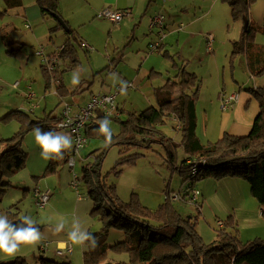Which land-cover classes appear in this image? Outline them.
<instances>
[{
	"label": "rangeland",
	"instance_id": "1",
	"mask_svg": "<svg viewBox=\"0 0 264 264\" xmlns=\"http://www.w3.org/2000/svg\"><path fill=\"white\" fill-rule=\"evenodd\" d=\"M21 1L23 7L9 9L0 14V37L2 34L8 33L11 39L25 43V46H21L15 55H8L6 52L10 46H6L0 38V133L8 135L10 133L9 137L16 133L18 125L11 119L2 121L7 107L4 105H21L26 110L30 106L20 95L27 82L23 81L18 88L13 86L14 83H20L22 80L29 82L28 85L31 86L36 97L32 105H40L36 111L31 113L33 117H42L50 112L55 116H60L64 109V102L54 95L56 87L53 79L50 77L48 80V77L45 76L46 66L43 60L35 55L37 50H43L44 53L47 45H49L47 55L51 53L53 47L60 45L64 28L51 33L50 28L55 26L56 21L53 18L41 16V24L34 27L30 23L31 29H29L26 27L29 25L23 20L24 7L35 5L36 0ZM4 7L3 0H0L1 12ZM66 7L69 13H72L71 21L76 23L71 27L62 17L67 23L65 26L73 30L80 40H85L92 46V50L88 52L77 47L79 66L64 74L66 84L70 85L73 76L78 81L83 77L86 80L85 83L92 79V84L88 86L87 91L100 93L108 87L113 89L118 86L121 80L122 82H132L135 88L122 90L115 99L117 106L125 111L122 118L126 113H139L147 107L155 106L154 88L164 84L167 79L173 78L176 72L173 64L178 65L179 61L183 64L182 68L185 71L193 72L198 78L195 132L203 145L214 143L220 138L222 122L225 117V112L220 110L221 94H239L238 104L241 103L244 110L248 108L245 105L246 100L252 96L249 94H251L250 87L254 83L250 76H253L248 69L245 55L232 56V41L238 39L243 21L233 19L229 6L220 0H154L148 8V13L151 10L155 11L154 15H163L166 20H164L165 25L172 26L174 23L177 28L183 24V27L186 28L193 20L196 21L191 27L196 35L190 36L188 40L182 38L185 43L184 48L180 41L176 43L173 40L176 33H181L176 29L168 28L169 34L171 33L168 38L169 45L168 47L164 46V50L161 49L160 53H149L147 45L151 40L156 41L154 38L157 33L156 29H153V34H150L145 26L140 31V35H136L137 40H132V36L127 34L130 30L113 31L115 25L107 20L101 18L99 21L97 18L83 16V5L80 3L68 0ZM250 12L254 13L255 18H262L264 16V0H255L250 7ZM99 13L96 12V15ZM165 34H168L166 29ZM207 35H211L210 50L207 49ZM108 40L109 42H106ZM251 41L253 44L252 57L259 63L260 68L264 64V31L256 30ZM105 47H108V50H105ZM136 49L139 52L136 53ZM104 55L110 58L102 57ZM187 57L190 59L189 62H183L182 60ZM197 57H200L201 60H197ZM103 60H106L103 66L96 68L101 65ZM113 60L121 62L115 73L110 72L115 69L111 65ZM152 71L160 73L161 76L150 79L149 73ZM54 77L57 78L55 75ZM254 77H259L258 80L263 81L264 72L260 76ZM78 94L80 93L71 95L73 96L71 99L75 101ZM38 98H45L48 103V110L45 113H43V106L38 102ZM65 101L70 104L72 100L69 98ZM71 104L76 107L75 103ZM239 107L240 105H238ZM230 111L231 108L226 113ZM235 114L238 119H241L243 112L237 110ZM109 121L112 132L116 134L119 130L118 123ZM232 122L233 119L228 117L224 132L229 130ZM161 130L164 138L176 145L173 162L169 160L165 149L159 144H154L148 150H129L125 155L137 152L141 156L134 165L124 166L121 173L116 176L112 172V168L119 158V150L116 146L108 149L102 162L101 172L106 175L108 183L115 184V193L121 202L127 203L133 197L145 208L155 211L164 203L166 190L171 197L183 189L181 186L182 177L179 175L177 167L187 158V155L180 145L181 133L177 129V122L173 119L167 120ZM58 133L67 134L63 130H59ZM104 145L105 143L100 139H87V143L79 152L83 159L75 161L76 166L73 169V174L81 178L82 165L92 162L93 156L101 151ZM20 148L27 154L26 164L22 170L10 176L12 187L0 201V215H6L7 208L17 204L20 218L24 216L32 218L37 211L32 193L33 189L39 187L36 180L30 177L29 171L38 170L41 171L40 175L41 173L43 175L51 159L46 160L41 155V148L35 141L33 131L24 135ZM75 159L77 160L78 156ZM65 166L62 165L59 170ZM76 183L83 201L86 202V207L83 205V209L80 210L78 220L86 230H91L90 233H100L102 223L97 216L90 214L92 201L87 197L82 181L79 182L76 179ZM25 188H28L29 191H26ZM193 190L199 192L198 207L189 205L188 196L184 195L186 202L176 201L172 202V205L182 218L196 221V232L204 244H212L217 239L220 230L236 235L240 242L264 239V216L260 215L258 203L250 195L249 185L244 178L238 176L206 177L195 182ZM63 210H66V207H63ZM217 222L222 223L221 229L218 228ZM151 223L158 225L156 221H151ZM41 228L44 240L50 243L46 255L38 252L41 242L36 245L25 244L20 245L13 256L0 253V263L20 257L25 259L27 264H41L40 256L45 255L46 259L58 262L67 260L70 264H84L82 246L72 245L71 242H68L71 250L67 256L68 259L55 254L51 255L54 246L51 239L60 237L61 234L56 231L48 233L45 227ZM62 236L67 239V233ZM123 238L122 230L110 229L106 236V242L113 245L122 241ZM128 261L127 254L109 251L98 264L128 263Z\"/></svg>",
	"mask_w": 264,
	"mask_h": 264
},
{
	"label": "trees",
	"instance_id": "2",
	"mask_svg": "<svg viewBox=\"0 0 264 264\" xmlns=\"http://www.w3.org/2000/svg\"><path fill=\"white\" fill-rule=\"evenodd\" d=\"M220 1L229 6L233 19L243 20V18L248 19L250 7L255 0ZM3 2L5 7L0 14L22 6L21 0H3ZM36 5L41 16L56 21L55 26L50 29L51 33L62 28L55 17L67 25L59 12V0H36ZM262 25L264 27V21ZM256 30L258 31L259 28H254L248 21L246 30L241 32L238 40L232 42V56L245 55L248 69L253 77L260 76L264 72V64L259 68L260 65L253 60V52H251L253 46L251 40ZM63 34L65 42L62 50L56 51L64 67L55 75L58 80L55 91L60 98L66 97L62 75L79 65L77 47L82 49L81 40L73 30L67 27V30L63 29ZM8 39L7 35L2 36V42L6 46H10ZM11 49L8 48L6 52L8 55H13L17 51ZM173 68L179 71V74L177 72L173 76L175 80L167 79L163 85L154 88L155 106L147 107L139 113H126L124 118L122 114L125 111L119 107L117 118L96 112V115L85 125L86 139H100L105 145L93 156L92 162L82 165L81 178L73 177L74 180L82 181L86 195L93 204L90 214L97 216L102 223L100 233H91L97 240L96 246L93 248L89 242H85L83 262L98 264L110 251L128 255V263L117 264H264V239L240 242L236 235L220 230L217 239L212 244L206 245L196 232V221L182 218L175 210L169 199L168 190L165 192L164 203L157 210L151 211L133 197L127 203L121 202L115 193V184L108 183L106 175L101 172L105 155L113 146L119 150V158L112 168L116 176L121 173L124 166L134 165L141 156L137 152L125 155L129 150H148L154 144H159L173 162L176 145L164 138L161 130L167 120L173 119L180 126L177 128L181 133L180 145L187 155L177 167L183 181L182 193L187 195L194 189L195 182L206 177H242L247 181L250 195L261 207L264 216V86L251 90L258 102L259 112L247 135L235 136L224 132L214 143L203 145L195 132L198 78L194 73L187 72L184 68L182 70L175 63ZM44 73L50 80L49 72L44 69ZM155 75L157 74L153 72L151 77ZM104 118L117 122L119 126L116 134L112 132L111 143H106L105 136L98 132L99 121ZM8 119L17 123L18 130L11 137L0 140L3 145L0 151V201L12 187L10 176L25 167L27 155L20 148L24 135L33 131L35 127L57 133L60 130L56 126L60 117L52 114L33 117L30 113L12 110L3 116L2 121ZM72 150L73 148L70 153L65 150L63 159L58 157L51 159L43 176L58 173L62 165H67L70 156H73L75 161L80 150L76 155H73ZM16 206L17 204H13L7 208L6 216L12 223L19 224L22 218L17 217ZM151 221H156L158 225L152 224ZM38 227L42 229L41 226ZM110 229L122 230L123 240L113 245L107 244L106 236ZM39 261L41 264H70L67 260L58 262L43 257ZM0 264H27V262L18 257Z\"/></svg>",
	"mask_w": 264,
	"mask_h": 264
},
{
	"label": "crops",
	"instance_id": "3",
	"mask_svg": "<svg viewBox=\"0 0 264 264\" xmlns=\"http://www.w3.org/2000/svg\"><path fill=\"white\" fill-rule=\"evenodd\" d=\"M66 1H68V0H59V5H60L59 12H60L61 17H63L69 23V25L71 27H73L76 22L73 23L71 21V17L70 16H71L72 13H69V11L67 9ZM71 1H73L75 3H80L81 5H83V16H85L86 18H91V17L94 18V19L97 18V20H99V21H100L101 18L97 17L96 12H100L103 9L110 8V9L125 11L126 15L121 20V22L119 24H113L109 20H107V21L109 23L115 25L113 27V31L114 30L122 31V30H126V29L130 30L129 33H127V34H130L132 36V40H134V39L137 40L136 35L137 34L140 35V31L145 26H147L148 32L150 34H153V30L150 28V23H151L152 17L155 14L154 13L155 11H151L150 10L149 13H148V8H149L150 4L154 2V0H71ZM21 7H23V5ZM255 17L256 16L254 15V13L250 12L249 16H248L249 23L251 25L259 28L258 32L259 31H264V27H262L263 26L262 24H263V21H264V16L262 18H255ZM23 20H24L25 23H27L29 25V26H26L29 29H31L30 23L33 24L34 27L39 25V23L42 21V18H41L40 10H39V8H37L36 3H35V5H31L30 7H24V18H23ZM195 23H196V21L193 20L189 24V26L186 27V28L183 27V24H180V26H177V28H176L174 23H173L172 26L165 25L166 28H164V33H165V29H166L168 34L167 35L165 34V37H164L159 49H157L156 52L160 53V51L164 50V46L168 47V45H169L168 44V40H169L168 38H169V36L171 34V33L169 34L168 28L176 29V30H178L181 33V34L176 33L175 36L173 37V40L176 43H178L180 41L182 43V46H183L182 48H184L185 43L182 41V38L184 37L185 39L188 40L190 38V36H195L196 35L194 33L195 31L191 28ZM242 24H243V22H242ZM242 31H243V27H241V32ZM125 32H128V31H125ZM241 32H240V34H241ZM240 34H239V36H240ZM3 35H7V37L9 38L8 40H9L10 49L13 48V49L17 50L16 52H14L13 55H15L21 49V46H25V43H23L21 41H18V40L11 39L9 37L8 33L2 34L1 37H0L1 40H2V36ZM199 35H200V33L198 34V36ZM154 36H155L154 37L155 40L157 41V35L155 34ZM156 41L151 40L147 44L148 48H149V45L153 44ZM64 42H65V36L62 33V43L60 45L56 46V47H53V49L51 50V53L48 54V55H47V53H48L47 50H49V45H47L46 49H44V53L43 54H45L47 56L52 55L53 53L58 51V49H60L63 46ZM106 42H109V40L106 41ZM81 43H82V50H84L86 52L92 50V46H90L87 43V41H85V40L82 41L81 40ZM13 45H15V46H13ZM166 47H165V49H166ZM104 49L108 50V47H105ZM41 51L43 52V50H41ZM137 52H139L138 49H136V53ZM164 52H166V51H164ZM149 53H154V52H151L149 50ZM102 57L108 58V59L110 58V57H107V55H104ZM39 58L41 59V57H39ZM189 60L190 59L187 57V58H184L182 61L183 62H185V61L189 62ZM197 60L200 61L201 60L200 57H197ZM105 62H106V60H103L102 63H100L101 65H98L96 68H100L101 66H103V64ZM120 63H121L120 61L113 60L111 65L113 67H115V69L113 71H110V72H112V73L117 72V69H119V64ZM177 63H178V65L180 64L179 68H182L183 64L180 61L177 62ZM63 68L64 67H63L62 62H61V65L58 68V70H56L50 76L53 79V83H54L55 87L58 84V80H57V78L54 77V75H56L58 72H61L63 70ZM182 70H183V68H182ZM69 71H67V72H69ZM67 72L65 71V73H63V75H62V83L65 85L66 97L60 98L57 94H54V95L56 97H58L60 99V101H63V102H66L65 100H69V98H70V100H72L70 102L71 103H75L76 107H73V105L71 103L70 104L72 105L74 110H77L78 107H81L84 104H86V102L90 98L91 94H95L94 92H90V91L88 92L87 91V89H89L88 86H90L92 84V79L85 83L86 80L82 77V79L79 81L78 84L73 85V83L71 81L70 85H67L66 84V80H64V74H66ZM177 72L179 74V71H176L175 74ZM152 74H153V72L149 73V78L150 79H154L156 77L161 76L160 73H156L157 75L151 77ZM72 75H74V74H72ZM250 78L254 82L252 87H250L251 88L250 90H253V89H256V88L264 86V80L263 81H260L261 79L258 80L259 77L256 78V77H251L250 76ZM87 80H89V79H87ZM172 80H175V79L172 78ZM23 81L27 82V84L24 82L25 83V87L22 90V93L20 95L23 96V99L25 100V102L28 105H30L28 110H26L21 105H9V104H7V105H4V106H7L4 113L7 114V113H9L12 110H20V111H24V112H27V113L29 112L31 114V113H33L34 111H36L40 107V105H37V104L36 105H34V104L32 105V102L36 99L35 94H34V98H32L31 100L27 99L26 96H25V94L29 90L32 91L31 86L28 85L29 82L27 80H22L20 83L16 82L17 83V87H15V88H18ZM50 82H52V81H50ZM127 83H131L132 84V82H122V80H121L119 82V85L116 86V87H121V89L123 91L125 89H134L135 88L133 86V84H132V87H126ZM84 84H86V85H84ZM82 86H85V87H82ZM116 87H114V88H116ZM114 88L111 89V88L108 87L107 89L102 91V93L103 92H111L112 90H114ZM64 93H65V91H64ZM77 93H80V94H78V96H76L77 99L75 101H73V99H71L73 96H71V95H75ZM153 93H154V91H153ZM249 95H252V96H250V98H248L246 100L247 103H246L245 107H248L246 110H244L243 106L241 107V103L238 104L239 99H238L237 102L232 103L225 110H222L220 108V110L222 112H225V117H224V120L222 122V127H221V129H222V131L220 133L221 135H219L220 137L224 133L223 130L225 129V126L227 124V118L228 117H231L233 119V122L229 126V130L226 133H229V134H232V135H235V136H245V135H247L250 132L253 120L255 119V117L258 115V112H259V105H258L257 100L253 97V94L251 93ZM245 99H246V97L244 98V100ZM37 100H38V102L40 104H42L43 113H45L48 110L47 101L45 100V98H38ZM238 105H240L239 108H238ZM229 108H231V111L229 113H226ZM237 110L243 112V114L241 115V119H238L236 117L235 112ZM48 114H52V113L50 112ZM9 136H10V133H9V135L0 133V140L8 138ZM2 149H3V145L0 143V151ZM68 151L70 153L71 150H68ZM77 156H78V159L77 160L75 159L76 162L78 160L81 161V159H83L80 156V153ZM76 162H75V166H76ZM74 167H73V169H74ZM73 169L66 165L65 167H63L62 170L58 171V173L51 174V175H44V176L42 175V173L40 175L41 171H38V170L29 171L30 177L35 179L36 183H38V187L41 189V190L40 189L39 190L40 191L43 190L45 192H48V196H49L46 204L44 206H42V207H38L37 206L35 198L33 196L34 205L36 206L37 211H36V215L34 217H32V219L35 221L36 225L41 226V227L42 226L45 227L47 229L46 231H48V233H55L56 225L61 220H63L64 223H65V228L61 232H59L61 234V236L60 237H56V238L52 237V239H51L54 242V246L52 247L53 249H52V251L50 253L51 255L55 254L56 256H58L56 254V250L58 249V247H57L58 242L61 241V240L67 241V239L64 236H62V234L65 235L67 233V230H71V224H72L73 219H78L79 214H80V210L83 209V207H84L83 205H85V207H86V202L83 201V198H82L79 190L77 189L78 185L76 183V180H74V178H73V180H71V177H73V175L71 176V174H73ZM25 189L29 190L28 188H25ZM63 207H66V210H63ZM92 207H93V205H92ZM258 207H259V210H260V215H262L261 207L259 205H258ZM18 212H19V209L17 211V214H18ZM17 217H19V215H17ZM262 217H263V215H262ZM87 231L90 232L91 230L88 229ZM44 242H47L48 245H47V247H46V249L44 251H41L40 247L42 246V244ZM49 246H50V243L47 240L43 239L41 241L40 246L38 247V252L41 253V254H45L46 255V250H48ZM82 248H83L82 254H84L85 246H82ZM70 253H71V251L66 254L65 259H68L67 256ZM45 255L44 256H40V259L42 257L45 258Z\"/></svg>",
	"mask_w": 264,
	"mask_h": 264
},
{
	"label": "built area",
	"instance_id": "4",
	"mask_svg": "<svg viewBox=\"0 0 264 264\" xmlns=\"http://www.w3.org/2000/svg\"><path fill=\"white\" fill-rule=\"evenodd\" d=\"M99 13V12H98ZM126 12L123 10H115L106 8L100 11L97 15L98 18H103L109 20L113 24H119L121 20L125 17ZM150 28L157 30V41L153 44L149 45V50L151 52H156L159 45L162 43L165 33H164V16L161 14L154 15L151 19ZM207 49L210 50L211 46V35H207ZM62 50V47L59 51ZM35 54L43 60L45 64V70L49 72V74H53L61 65L60 60L58 59V53L55 52L50 56L43 54L41 50H37ZM17 87V83L13 85ZM126 87H132L131 83H127ZM121 87H116L111 92H100L91 94L90 98L81 107H78L77 110H74L72 105L64 102V109L62 114L59 116L60 119L57 122V128L63 131H66L72 138L73 142V155H76L78 151L84 147L87 143V139L84 136V128L85 125L89 122V120L96 115V112H100L102 115L107 117L117 118L119 117L118 106L115 103L116 96L119 92H121ZM26 98L31 100L34 98V93L29 90L25 94ZM239 99V94H230L225 95L224 93L220 96V108L222 110L227 109L232 103L237 102ZM180 126L177 125V128ZM68 167L72 168L75 166L74 157L70 156L67 160ZM74 178H76L75 174H72ZM182 191L174 194V196L169 197L171 202L182 201L183 203L186 202L183 197ZM33 196L35 198L36 204L38 207H42L46 204L48 200V192L40 191L39 188H35L33 190ZM188 204L191 206L198 207V190H191L188 192ZM218 228H222V223L217 222ZM48 243L44 242L40 247L41 251H44L47 247ZM71 250L68 247L66 250L61 252L60 249L56 250V254L60 257H65L67 253Z\"/></svg>",
	"mask_w": 264,
	"mask_h": 264
},
{
	"label": "clouds",
	"instance_id": "5",
	"mask_svg": "<svg viewBox=\"0 0 264 264\" xmlns=\"http://www.w3.org/2000/svg\"><path fill=\"white\" fill-rule=\"evenodd\" d=\"M73 85L79 83L78 79L73 76ZM110 121L107 118L99 121L98 132L105 136L106 143L112 142V130ZM36 143L41 148V155L44 159H63L65 150H71L73 142L68 134L57 133L53 131H43L40 127L33 129ZM65 228V223L61 220L55 228L57 233ZM44 239L43 233L30 216H24L21 223H12L6 215H0V253L7 256H13L19 249L21 244L36 245ZM72 245L84 246L85 242H89L91 247H95L97 240L95 236L89 233L78 219H73L71 230L67 232V241L58 242V249L63 252Z\"/></svg>",
	"mask_w": 264,
	"mask_h": 264
},
{
	"label": "water",
	"instance_id": "6",
	"mask_svg": "<svg viewBox=\"0 0 264 264\" xmlns=\"http://www.w3.org/2000/svg\"><path fill=\"white\" fill-rule=\"evenodd\" d=\"M57 22L65 29L67 30V27L65 26V24L61 21V19H59L58 17H55ZM243 30H246V28L248 27V19L247 18H243Z\"/></svg>",
	"mask_w": 264,
	"mask_h": 264
}]
</instances>
